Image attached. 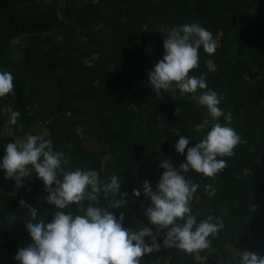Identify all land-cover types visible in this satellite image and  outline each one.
<instances>
[{"label": "trees", "instance_id": "obj_1", "mask_svg": "<svg viewBox=\"0 0 264 264\" xmlns=\"http://www.w3.org/2000/svg\"><path fill=\"white\" fill-rule=\"evenodd\" d=\"M59 1L0 0V71L14 78V95L0 97V158L7 143L43 135L70 157V170L94 169L105 182L120 178L127 203L109 210L117 218L124 213L123 227L156 231L144 215L150 198L143 181L155 188L165 159L178 169L186 158V150L174 147L179 136L194 146L213 121L194 98L205 90L157 95L147 77L163 58L168 31L199 22L219 44L211 55L199 50V67L189 75L204 74L208 88L223 97L219 107L243 142L231 157H217L227 167L214 179L194 170L182 174L200 185L191 202L197 221L212 215L224 226L209 237V249L192 253L164 247L161 230L159 251L145 254L141 264H202L196 255L207 264H237L244 249L264 256V0ZM9 107L21 114L16 124L9 122ZM8 122L11 135L2 133ZM219 122L228 123L223 116ZM209 184L213 197L205 192ZM133 189L141 195L133 196ZM47 195L34 172L17 186L0 168V264H19L17 250L32 242L28 209L19 201L38 207L47 223L56 211ZM106 205L101 195L96 206ZM86 207L87 201L65 211L83 215Z\"/></svg>", "mask_w": 264, "mask_h": 264}, {"label": "clouds", "instance_id": "obj_2", "mask_svg": "<svg viewBox=\"0 0 264 264\" xmlns=\"http://www.w3.org/2000/svg\"><path fill=\"white\" fill-rule=\"evenodd\" d=\"M216 47L211 31L199 22L174 26L164 37L163 58L148 73L147 78L157 95L161 90L175 92L178 89L181 95L205 90L194 98L198 105L206 107L213 121L210 130L194 146H188L190 137L179 136L174 147L180 154L186 150V158L178 169L165 159L160 162L163 172L155 188L147 180L143 181V194L150 198L144 215L156 231L146 225L125 228L122 226L124 213L117 218L109 210L127 203V193L120 192L118 176L113 175L105 182L94 169L70 170V157L55 150L52 140L43 135H26L24 139L7 143L0 158L5 178L14 179L20 186L34 172L48 193L44 199L56 209L51 222L46 223L44 217H39L38 207L19 201V206L28 209L25 228L32 241L17 250L14 259L19 264H141L145 254L159 251L161 245L157 243V236L160 230H165L164 247H175L187 253L211 247L209 237H215L223 228V220L209 215L197 221L191 202L200 185L182 173L194 170L214 179L227 167V162L217 157H231L235 147L243 142L237 131L229 126L230 114L225 115L219 107L223 97L208 88L204 74L189 75L199 67V50L203 48L211 55ZM205 64L209 71H216L212 60H206ZM13 79L11 72L0 71V97L14 95ZM7 111L9 122L16 124L20 112L11 107ZM222 116L228 123L219 122ZM209 123L205 118L204 125ZM205 192L213 197L214 186L205 185ZM101 195L107 201L103 208L96 206ZM132 195L139 197L141 192L133 189ZM85 201L87 207L83 215L65 211L70 204L82 205ZM145 237L150 242H146ZM239 256V264H264V256L246 249Z\"/></svg>", "mask_w": 264, "mask_h": 264}, {"label": "rangeland", "instance_id": "obj_3", "mask_svg": "<svg viewBox=\"0 0 264 264\" xmlns=\"http://www.w3.org/2000/svg\"><path fill=\"white\" fill-rule=\"evenodd\" d=\"M47 1L49 2V1H51V0H47ZM58 1H59V0H58ZM59 2H60V1H59ZM61 3H62V2H61ZM62 4H63V3H62ZM60 15L62 16V11H61V10H60ZM214 40L216 41V39H214ZM13 43L15 44V41H14ZM216 44H219V42L216 41ZM2 133L6 134V135H11V134L13 133L12 126H10L9 122L5 124V127H4ZM44 133L47 134L48 132H46V131L44 130ZM17 141H19L18 138H17ZM86 144H87L89 147H94V146H95L94 141H93L92 139H90V138L86 140ZM141 208H143V209L145 208L144 203H141ZM132 214H133V215L135 214V210H132ZM136 227H138V226H137V225H134L133 229H135ZM160 231H161V230H160ZM235 249H236V248H234L233 250H234L235 254H237L238 251L235 250ZM156 252H157V251H156ZM153 254H156V253H155V252L151 253V255H153ZM234 256H235V255H234ZM196 257H197V259H198L202 264H207V262H206V260H205L204 257H201V256H199V255H196ZM168 261H169V260L166 261V264H171V263H168ZM237 264H239V262H238Z\"/></svg>", "mask_w": 264, "mask_h": 264}]
</instances>
